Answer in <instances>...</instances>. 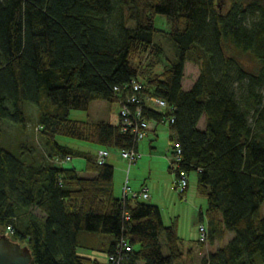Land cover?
I'll return each mask as SVG.
<instances>
[{"label": "trees", "instance_id": "trees-1", "mask_svg": "<svg viewBox=\"0 0 264 264\" xmlns=\"http://www.w3.org/2000/svg\"><path fill=\"white\" fill-rule=\"evenodd\" d=\"M157 16L171 21L166 35L177 52L161 72ZM188 63L200 76L186 90ZM133 80L174 109L144 114L174 120L170 139L182 161L170 169L176 183L180 171L197 172L208 201L206 242L234 235L201 264L264 263V0H0V132L4 121L26 130L31 103L45 148L27 144L32 155L23 160L0 145V235L27 246L31 264H104L79 250L109 257L122 240L132 247L122 264H195L177 220L166 226L160 207L139 198L124 203L112 165L57 141L132 148L119 124L70 115L95 101L116 103L114 89ZM69 157L85 159L91 176L58 164Z\"/></svg>", "mask_w": 264, "mask_h": 264}, {"label": "rangeland", "instance_id": "rangeland-1", "mask_svg": "<svg viewBox=\"0 0 264 264\" xmlns=\"http://www.w3.org/2000/svg\"><path fill=\"white\" fill-rule=\"evenodd\" d=\"M155 27L157 30L155 42L163 48V62L157 69L161 72L165 66L177 60V52L174 44L166 35L171 30V21L164 16H157ZM237 56L248 69L254 70L256 68L257 65L250 55L238 53ZM199 76L200 67L194 63H188L185 70L184 88L186 90L190 89ZM26 109L30 117L26 130L21 125L4 121L0 132V145L23 160H27L32 155V152L26 149L27 144L34 145L41 153L45 150L37 127L38 107L28 103ZM119 112L120 107L117 103L95 101L88 112L74 110L71 112L70 118L76 121L92 123L105 121L117 125ZM155 124L157 126L156 134H149L145 140L139 143L138 149L141 157L133 164L130 170L128 162L121 156V150L109 149L110 157L106 162L115 168L114 193L116 197L122 198L124 186L127 183L132 192L139 193L144 189H148L150 197L148 199H140V201L157 204L162 211L166 226H170L177 220L178 234L184 241L185 252L193 248L195 264H201L204 257L225 246L234 235L229 233L222 242H217L213 245L207 242L200 244L203 243L200 240V227L202 225L206 228L208 227L206 217L207 198L198 192L197 172L188 174L189 187L183 197L176 190L177 176L170 169L172 162L175 160V154L174 144L170 139L169 123ZM201 127H204V120L201 123ZM57 141L62 145L89 152L94 158L97 157V153L100 150L99 147L89 142L73 140L63 136L58 137ZM65 166L66 168L75 167L83 176L87 174L85 172L86 160L83 158H73L71 161L66 162ZM261 214L264 216V205L262 206ZM79 254L97 259L104 264L109 261L107 254L101 251L80 249ZM255 260L257 264H264L260 256L256 257Z\"/></svg>", "mask_w": 264, "mask_h": 264}, {"label": "built area", "instance_id": "built-area-1", "mask_svg": "<svg viewBox=\"0 0 264 264\" xmlns=\"http://www.w3.org/2000/svg\"><path fill=\"white\" fill-rule=\"evenodd\" d=\"M142 83L133 80L130 84L123 87H116L114 89L115 94L118 96L116 103L120 107L119 112V126L122 133L133 136L134 146L130 149L121 150V156L128 162L129 170L135 164L138 159L141 157L139 154V143L145 140L150 132H153L155 129V120H149L145 116V110H153L156 112H167L172 113L173 108H171L168 103L156 96L146 95L143 92ZM172 118H168L167 122L173 123ZM153 123V124H152ZM174 168H179V163L182 161V150L178 143L174 144ZM110 157L109 150L100 149L97 153V161L100 164H103ZM69 157L65 161H59L58 164H64L71 161ZM171 164V165H172ZM189 187L188 173L185 171H180V177L178 182L175 185L176 190L179 191L180 195L183 196ZM150 197L149 190L144 189L142 192L136 193L132 192L128 186V183L124 186L123 191V201H127L128 198L132 199H148ZM11 231V228L8 230ZM8 235V233L6 234ZM200 240L201 242H206L207 240V231L206 227L202 225L200 227ZM132 251V247L128 244V241L122 240L117 248V251L114 255L108 257L109 261L113 264H122L126 255Z\"/></svg>", "mask_w": 264, "mask_h": 264}, {"label": "water", "instance_id": "water-1", "mask_svg": "<svg viewBox=\"0 0 264 264\" xmlns=\"http://www.w3.org/2000/svg\"><path fill=\"white\" fill-rule=\"evenodd\" d=\"M32 254L27 246L0 235V264H31Z\"/></svg>", "mask_w": 264, "mask_h": 264}, {"label": "crops", "instance_id": "crops-1", "mask_svg": "<svg viewBox=\"0 0 264 264\" xmlns=\"http://www.w3.org/2000/svg\"><path fill=\"white\" fill-rule=\"evenodd\" d=\"M117 124H119V115H118V121H117ZM153 124V123H152ZM157 131V126H155V129H154V131L153 132H150L149 134H156L155 132ZM84 152H86V151H84ZM81 175V174H80ZM81 176H83V175H81ZM89 176H91V175H89L88 173L85 175V176H83V177H89ZM155 205H157V204H155Z\"/></svg>", "mask_w": 264, "mask_h": 264}]
</instances>
